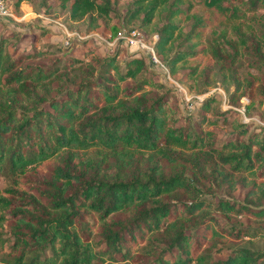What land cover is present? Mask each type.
<instances>
[{"label":"trees","instance_id":"1","mask_svg":"<svg viewBox=\"0 0 264 264\" xmlns=\"http://www.w3.org/2000/svg\"><path fill=\"white\" fill-rule=\"evenodd\" d=\"M22 1L30 0L13 7ZM54 1L87 32L113 18V0ZM194 4L221 25L199 49L190 41L208 21ZM134 20L155 35L169 74L189 59L192 82L216 67L231 87L227 104L251 102L261 79L240 78L236 60L264 64V0H130L122 21ZM180 21H190L184 33ZM35 27L40 37L47 31ZM7 42L0 37V225L11 240L1 264H260L263 251L247 244L264 233L227 228L218 216L264 221V125L218 120L215 95L198 103L199 119L184 114L176 124L163 98L171 88L152 80L140 56L79 57L67 46L44 66L31 61L44 51L12 57ZM226 125L232 133L219 140L211 128ZM210 176L242 186L243 198L214 195ZM7 241L0 233V245ZM229 242L228 255L213 259Z\"/></svg>","mask_w":264,"mask_h":264},{"label":"rangeland","instance_id":"2","mask_svg":"<svg viewBox=\"0 0 264 264\" xmlns=\"http://www.w3.org/2000/svg\"><path fill=\"white\" fill-rule=\"evenodd\" d=\"M30 1L34 4L33 6ZM30 1L20 2L16 8L13 7L12 0H0V37L8 39L6 48L12 57L25 55L27 53L32 54L35 51L42 50L45 54L31 61L39 62L47 66L54 61L53 59L62 56L60 52H58V49L67 46L69 47L70 54L73 53L72 55L79 57H82L87 51V54L91 53L97 58L116 53L119 62L126 59V54H133L134 56L146 58L152 70L151 76L153 81L162 83L171 88L168 94L163 98L167 105L173 109V116L175 117V121H177L176 124L180 122L184 114H190L192 122L199 119V116L196 114L198 103L209 95H215L219 100L218 106L220 110L223 111V114L217 118L218 120L223 117H225L227 121H230L232 118H238L243 123L250 124L254 122L258 125H264V101L259 98V94L264 93V64L259 69L249 68L245 60H236L237 63L239 61L236 68L238 76L240 78L245 77L246 74L258 76L261 81L257 84L261 85V88H258V86H256L257 84L252 87L251 91L253 98H251V102L247 97H240L235 106L228 105V92L231 91V87L225 88L219 80H216L217 77H219V74L214 73L216 67L210 68L206 75L200 76L198 80L193 82L186 78V73L193 64V62L189 63L190 59L187 63L179 65L175 73H168L161 59L154 54L152 45L155 41V35L146 33L144 29L139 28L137 20L132 21L128 25L122 21L126 5L130 0H113V12H111L113 18L108 25V28L111 25L114 27L113 31H111L112 34H110L108 28L105 29L103 26L94 29L93 31H95V34H93L94 32L92 31L87 32L83 21L66 23L64 21L66 11L61 10L57 5L55 6L56 1L54 0H48L49 7L40 10L36 9L37 6H35V3H38L40 0ZM191 11L202 15L208 21L206 26L199 29L200 33L197 38H193L190 41V43H197L194 48L199 49L200 46L213 42L212 39L215 38L216 33L221 29V25L218 23V18L204 11L201 6L197 4L192 6ZM43 16L46 17L43 18ZM36 25L46 30L48 25V29L50 30H47V32L40 37V32L35 27ZM189 25L190 21L181 22L183 33L189 29ZM259 47L264 58V43H261ZM151 55H154V59ZM196 57L201 61L202 58L200 55ZM148 91H150V89ZM153 95V93L147 94L149 97H153ZM249 102L250 107L248 105L247 108H244ZM211 129L217 133L219 140L230 136L232 133V130L227 125L212 127ZM210 178V181L207 179V183L210 185L214 195L235 200H241L243 198L245 189L242 186L237 185L230 189L225 186V184H222V182L213 179L211 176ZM5 187H7V182L0 176V190H3ZM218 217L220 223L227 228L232 226L236 228H257L259 232L264 233V221L256 222L245 220L244 218ZM5 230L6 228L0 225L2 237L8 239L7 242L0 245V260L6 256L11 240L9 236L5 235ZM231 243L232 242L222 245L220 251L214 253L212 258L224 259L228 255V249L232 245ZM249 243L250 244L242 242L236 244H247L252 248L260 249L264 253L263 238L253 239ZM259 263L264 264V257Z\"/></svg>","mask_w":264,"mask_h":264},{"label":"crops","instance_id":"3","mask_svg":"<svg viewBox=\"0 0 264 264\" xmlns=\"http://www.w3.org/2000/svg\"><path fill=\"white\" fill-rule=\"evenodd\" d=\"M34 14H35V13H34ZM36 14H37V13H36ZM45 17H46V16H43V18H45ZM40 25H41V24H40ZM42 26H43V25H42ZM45 27H46V26H45ZM47 27L49 28L48 25H47ZM47 27H46V28H47ZM48 28H47V30H50V29H48ZM98 28H100V27H98ZM96 31H97V30H96ZM46 32H47V31H46ZM49 32H50V31H49ZM92 32H94L93 34H95V31L92 30ZM69 51H70V50H69ZM71 54H73V53H71ZM74 56H75V55H74Z\"/></svg>","mask_w":264,"mask_h":264},{"label":"built area","instance_id":"4","mask_svg":"<svg viewBox=\"0 0 264 264\" xmlns=\"http://www.w3.org/2000/svg\"><path fill=\"white\" fill-rule=\"evenodd\" d=\"M151 57L154 59V55H151Z\"/></svg>","mask_w":264,"mask_h":264}]
</instances>
